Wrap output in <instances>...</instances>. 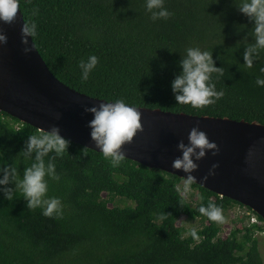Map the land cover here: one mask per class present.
<instances>
[{"label":"trees","instance_id":"obj_1","mask_svg":"<svg viewBox=\"0 0 264 264\" xmlns=\"http://www.w3.org/2000/svg\"><path fill=\"white\" fill-rule=\"evenodd\" d=\"M19 6L25 23L37 26L33 41L51 72L77 92L264 125V87L255 83L264 76V51L252 68L243 64L253 24L233 0H165L172 15L155 22L144 0H19ZM188 47L212 52L223 71L213 74L223 97L198 109L177 104L171 91ZM91 55L98 63L82 80L79 65ZM38 132L0 112V166L15 162L22 177L32 161L19 152ZM83 148L70 142L62 156L50 154L61 179L48 181L47 195L60 198V217L29 210L19 192L12 201L0 194V264H264V239L258 236L263 228L244 218L223 239L218 222L198 211L209 200L222 213L243 205L194 183L199 200L193 205L176 191L183 183L177 176L127 159L112 167L102 154L87 149L85 155ZM120 194L135 205L111 207ZM182 217L202 221L196 238L178 225Z\"/></svg>","mask_w":264,"mask_h":264},{"label":"water","instance_id":"obj_2","mask_svg":"<svg viewBox=\"0 0 264 264\" xmlns=\"http://www.w3.org/2000/svg\"><path fill=\"white\" fill-rule=\"evenodd\" d=\"M24 23L21 9L15 23L0 21V33L7 37V44L0 43V112L39 131L58 127L70 142L100 153L90 138L88 121L92 115L84 108L107 101L60 82L33 38H28L27 45L22 42ZM26 47L31 51L25 52ZM134 108L141 114L142 130L122 146L125 159L184 180L187 174L172 167V162L181 156L177 144L181 140L187 144L191 129L199 127L219 151L216 155L209 151L196 161L194 184L251 209L264 220V125ZM213 165L217 167L213 169ZM210 170L214 175H209Z\"/></svg>","mask_w":264,"mask_h":264},{"label":"clouds","instance_id":"obj_3","mask_svg":"<svg viewBox=\"0 0 264 264\" xmlns=\"http://www.w3.org/2000/svg\"><path fill=\"white\" fill-rule=\"evenodd\" d=\"M237 10L252 22V42H247L244 47V65L252 68L261 51H264V0H233ZM145 10L150 14L152 21L168 19L172 13L165 7V0H144ZM19 0H0V21L13 24L18 19ZM35 14V12L33 13ZM37 26L33 23H24L21 29L23 40L27 45L28 38L36 35ZM0 43L7 44V37L0 33ZM25 52L31 51L25 48ZM98 58L95 55L88 57L87 62L81 61V79L87 80L89 73L96 67ZM180 71L171 81V91L177 104L191 105L192 108H202L213 104L223 97L222 90H216L213 83V74L223 75L222 67H217L212 52L201 50L199 47H188L178 61ZM264 73V68L260 69ZM258 87H264V76H258L255 81ZM84 111L92 115L88 121L90 138L95 148L102 153L112 167L120 166L125 159L122 146L130 143L138 130H142L141 114L122 99L112 102H102L98 106L85 107ZM69 140L61 135L58 127L42 130L34 135H29L19 152L22 159L32 161L26 166L22 177L13 164L0 166V194L4 199L13 200L14 194L19 192L26 201L29 210L41 209L45 217H60L63 206L59 197H49L48 181H60L61 177L56 171L54 153L56 157L68 151ZM88 147L82 149L87 155ZM181 156L172 162V167L182 170L187 175L183 186H176V191L183 198L190 192V186L196 181L192 173L197 170L196 161L203 159L207 152L216 155L219 151L215 142L209 140L207 134L199 127H193L188 135V143L182 140L177 144ZM45 157H49L45 160ZM217 165H213L215 169ZM209 175H214L210 170ZM207 180L208 177L203 178ZM183 199H181V203ZM199 213L208 220L222 223L224 217L219 206L211 200L207 205H201ZM191 235L196 238L195 230Z\"/></svg>","mask_w":264,"mask_h":264},{"label":"rangeland","instance_id":"obj_4","mask_svg":"<svg viewBox=\"0 0 264 264\" xmlns=\"http://www.w3.org/2000/svg\"><path fill=\"white\" fill-rule=\"evenodd\" d=\"M183 186V183L181 184V187ZM191 188V187H190ZM103 197L106 198V195H103ZM123 195L120 194L119 198H116V206L111 205V207H124L126 205L128 206H134V202L128 201L124 198H122ZM189 202H191L193 205H195L199 200V191L194 190L191 188L190 192L187 193L184 196ZM248 213V210L246 208H243L241 206L235 205L231 209H229L226 212H223L222 215L224 217V220L222 223H219V226L221 227V234L220 237L225 239L227 236L231 233L232 229L235 226L241 227L243 225V219L244 216ZM178 225L181 226L185 232L186 236H192L191 232L192 230H195L196 234L202 231L203 229V223L200 219L197 220H189L185 217H182L180 221L178 222Z\"/></svg>","mask_w":264,"mask_h":264},{"label":"built area","instance_id":"obj_5","mask_svg":"<svg viewBox=\"0 0 264 264\" xmlns=\"http://www.w3.org/2000/svg\"><path fill=\"white\" fill-rule=\"evenodd\" d=\"M246 218V221H249L252 225H257L261 228H263L261 231H258V236L264 239V222L259 220L258 217L251 212L248 211V213L244 216Z\"/></svg>","mask_w":264,"mask_h":264}]
</instances>
